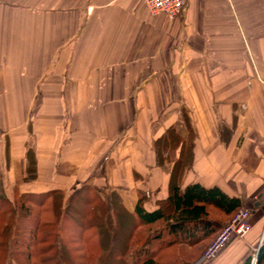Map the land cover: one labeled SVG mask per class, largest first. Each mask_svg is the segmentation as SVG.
Masks as SVG:
<instances>
[{"label": "crops", "instance_id": "1", "mask_svg": "<svg viewBox=\"0 0 264 264\" xmlns=\"http://www.w3.org/2000/svg\"><path fill=\"white\" fill-rule=\"evenodd\" d=\"M170 126L185 153L192 135L180 189L218 187L251 212L244 237L191 264H241L264 240V0H188L174 19L143 0H0L8 197L88 184L128 212L139 191L155 209L172 163H156L154 141ZM28 150L37 176L25 181Z\"/></svg>", "mask_w": 264, "mask_h": 264}, {"label": "trees", "instance_id": "2", "mask_svg": "<svg viewBox=\"0 0 264 264\" xmlns=\"http://www.w3.org/2000/svg\"><path fill=\"white\" fill-rule=\"evenodd\" d=\"M190 137L186 153V141L173 126L155 139L156 163L171 162L172 169L169 194L152 210L145 207L146 195L141 191L134 210L128 212L115 192L106 195L88 184L68 196L62 189H50L8 197L0 179V264H78V260L80 264L193 262L202 254L203 243L215 237L224 223L211 217L209 207L226 215L228 221L243 203L218 187L206 188L197 182L180 189L182 169L191 165ZM177 150L180 153L176 156ZM26 158L24 180L30 181L37 176L36 160L29 150ZM84 211L93 216L90 224L84 219ZM126 219L127 233L119 241L117 228ZM88 228L96 229L93 249L85 241L84 231ZM67 243L77 245V256L69 252ZM258 247L256 259L254 251L241 264H264V240Z\"/></svg>", "mask_w": 264, "mask_h": 264}, {"label": "built area", "instance_id": "3", "mask_svg": "<svg viewBox=\"0 0 264 264\" xmlns=\"http://www.w3.org/2000/svg\"><path fill=\"white\" fill-rule=\"evenodd\" d=\"M143 2L151 14L163 13L169 19H174L183 15L188 0H143ZM250 217V210L240 207L208 244L202 253V260L212 261L233 237H244L251 230Z\"/></svg>", "mask_w": 264, "mask_h": 264}, {"label": "rangeland", "instance_id": "4", "mask_svg": "<svg viewBox=\"0 0 264 264\" xmlns=\"http://www.w3.org/2000/svg\"><path fill=\"white\" fill-rule=\"evenodd\" d=\"M81 206H83V205H81ZM80 208H82V207H80ZM210 214L213 215L212 214V211L210 212ZM83 215L85 216L84 219L88 220V223L87 224H90L92 222V220H94L93 219V216L90 217L89 212H87V211H84V214ZM128 221H129V219H126L125 222L122 221V220L120 221L119 227L117 228V232H118V235H119V241L125 239V236H126V233H127ZM224 224H225V222L223 223V225ZM84 232H85L84 233V235H85V241L88 244V248L93 249L95 247L96 243H97V240H96V229L94 230V229H89L88 228ZM213 238L214 237H212L211 239H209L207 242H204L203 243V245H204L203 250H202V246H201L202 253L204 252V250L206 249V247L212 241ZM66 246L70 250L69 252H71L72 255L74 254L75 256H77L79 254V253H77L75 251V247L77 246V245H75V243H72V244L71 243H67ZM2 248L3 247H2V244H1V241H0V251H1ZM67 248H66V251H67ZM196 249H197V247H195V251H196ZM190 251H192V250H190ZM253 255H254V253H253ZM77 262H78V264H80L82 261L81 260L80 261L78 260ZM30 264H32V263H30Z\"/></svg>", "mask_w": 264, "mask_h": 264}, {"label": "water", "instance_id": "5", "mask_svg": "<svg viewBox=\"0 0 264 264\" xmlns=\"http://www.w3.org/2000/svg\"><path fill=\"white\" fill-rule=\"evenodd\" d=\"M258 248H259V247H258ZM258 248H257L256 254H255V257H256V255H257V252H258Z\"/></svg>", "mask_w": 264, "mask_h": 264}]
</instances>
